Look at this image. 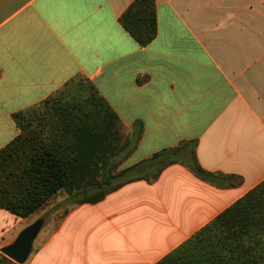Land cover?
Masks as SVG:
<instances>
[{
  "label": "crops",
  "instance_id": "obj_1",
  "mask_svg": "<svg viewBox=\"0 0 264 264\" xmlns=\"http://www.w3.org/2000/svg\"><path fill=\"white\" fill-rule=\"evenodd\" d=\"M133 1L0 0V150L20 133L13 113L80 74L126 137L143 125L119 169L195 142L211 177L176 162L96 203L67 196L31 220L44 219L26 264H156L264 181V0H155L146 46L119 21ZM27 220L0 208V250Z\"/></svg>",
  "mask_w": 264,
  "mask_h": 264
},
{
  "label": "trees",
  "instance_id": "obj_2",
  "mask_svg": "<svg viewBox=\"0 0 264 264\" xmlns=\"http://www.w3.org/2000/svg\"><path fill=\"white\" fill-rule=\"evenodd\" d=\"M119 21L141 46L148 45L158 31L155 0H134ZM80 76L13 113L20 133L0 150V208L26 218L61 191L73 204L96 203L133 180H157L176 162L211 177L197 160L195 142L119 169L138 146L143 125L135 123L138 132L124 137L119 115ZM70 85L76 97L68 100ZM10 260L4 255L0 263ZM156 264H264V181Z\"/></svg>",
  "mask_w": 264,
  "mask_h": 264
},
{
  "label": "water",
  "instance_id": "obj_3",
  "mask_svg": "<svg viewBox=\"0 0 264 264\" xmlns=\"http://www.w3.org/2000/svg\"><path fill=\"white\" fill-rule=\"evenodd\" d=\"M42 225L36 221L24 228L13 242L1 248L2 253L17 263H24L32 251L34 240Z\"/></svg>",
  "mask_w": 264,
  "mask_h": 264
},
{
  "label": "rangeland",
  "instance_id": "obj_4",
  "mask_svg": "<svg viewBox=\"0 0 264 264\" xmlns=\"http://www.w3.org/2000/svg\"><path fill=\"white\" fill-rule=\"evenodd\" d=\"M82 76V78L85 80V77L83 76V75H81ZM80 76V77H81ZM84 82H86V81H84ZM65 99H73V98H75L76 97V89H75V86L74 85H70L69 86V88H68V91H66V93H65ZM126 131H123V135H124V137H126ZM67 194L64 192V191H61V192H59L58 194H56V195H54L52 198H50V200L48 201V203L43 207V208H41V209H39L38 211H36L35 213H33L32 215H30V216H28V217H26V218H29V220H27L26 222H24V223H29V222H34V221H31V220H33V219H35V217H37V215L38 214H41L43 211H47V210H49V213H50V211L54 208H57V207H59V206H61L62 205V203H64V202H62V201H64V199L66 200L67 198ZM55 203H57V204H55ZM54 205V206H53ZM68 207L70 208V205L69 206H65V208H61V211H60V215H58L57 217H55V220H54V222H52V220L50 219V221L49 222H51L52 223V225H53V229H55L56 228V226L58 225V223H59V221L61 220V218L63 217L62 216V214L64 213V211H66L67 209H68ZM65 209V210H64ZM31 223H29V224H31ZM52 229V228H51ZM36 248H37V245L36 244H34V246H33V248H32V251H31V253H30V255H29V257L27 258V260L24 262V263H22V264H26L27 263V261H29V259H30V257H31V255H32V253L36 250ZM4 256V254L1 252V250H0V259L2 258ZM0 264H20V263H17V262H15V261H13V260H10V262H7V263H4V262H2V263H0Z\"/></svg>",
  "mask_w": 264,
  "mask_h": 264
}]
</instances>
